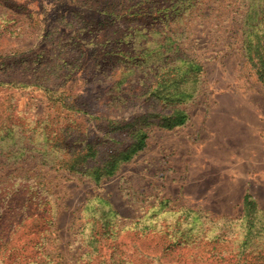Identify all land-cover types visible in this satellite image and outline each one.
I'll use <instances>...</instances> for the list:
<instances>
[{
	"label": "rangeland",
	"instance_id": "rangeland-1",
	"mask_svg": "<svg viewBox=\"0 0 264 264\" xmlns=\"http://www.w3.org/2000/svg\"><path fill=\"white\" fill-rule=\"evenodd\" d=\"M91 1L0 0V117L15 106L27 112L18 118L33 135L32 127L26 126L35 123L29 116L45 115L49 111L46 97L54 95L45 93V82L60 91L54 98L60 96L63 101H68L69 94L109 98L114 80L98 75L100 66L88 59L90 51L85 59H77L73 48L79 44L96 48L85 35L91 27L82 24L85 13H90L82 2ZM76 10L80 14L72 12ZM193 21L185 23L181 33L189 36L190 46L198 44L194 52L204 71L199 91L184 105L188 121L173 130L152 126L146 147L98 186L47 163L42 153L33 150V144L24 141L26 132L14 139L0 136L1 206L4 210L8 206L6 192H16L28 204L41 205L33 217L17 225L11 243L2 249L3 256L12 254L16 261L22 254L31 256L28 264H116L115 252L130 253L128 264H157L135 249L116 251L109 244L92 259L86 256L89 248L81 236L82 211L94 194L111 203L119 214L120 227L148 217L163 200H169V210L188 207L223 221L240 217L246 192L264 208V87L243 67L239 46L227 39L237 37L235 34L224 33L213 22L204 28L197 26L200 20ZM218 36L221 39L212 45L210 41ZM195 37H200L198 43L191 41ZM10 79L17 82H5ZM32 79L40 86L21 84ZM142 111L144 106L137 105L111 117L127 119ZM153 233L145 234L143 245L145 251L159 255V246L155 247L158 236ZM195 264L226 263L210 259Z\"/></svg>",
	"mask_w": 264,
	"mask_h": 264
},
{
	"label": "trees",
	"instance_id": "trees-1",
	"mask_svg": "<svg viewBox=\"0 0 264 264\" xmlns=\"http://www.w3.org/2000/svg\"><path fill=\"white\" fill-rule=\"evenodd\" d=\"M82 4L90 12L82 20L85 28L91 27L85 35L96 48L79 44L73 47L77 50L75 58L85 59L90 51L88 59L100 66L98 75L114 80L109 98L69 94L68 101H63L60 96L54 98L60 91L45 82V93L54 95L46 97L49 111L45 115L29 116L35 123L26 126L32 127L33 135L18 118L20 113L24 118L27 112L15 106L0 117V136L14 139L26 132L24 141L33 144L34 151L70 175L98 186L146 147L152 126L173 130L186 124L189 114L184 105L199 91L204 71L194 52L198 44L190 46L189 36L181 33L187 20L186 24L191 19L194 23L200 20L197 26L204 28L213 22V27L235 34L237 37L227 39L239 46L243 67L264 87V0H226V4L223 0H92ZM123 28L130 30L124 32ZM219 39L210 42L216 45ZM191 41L198 43L200 37ZM135 75L136 80L132 79ZM40 79L47 81L44 76ZM21 84L40 86L35 79ZM137 105L144 106V111L127 119L111 117ZM6 199L5 210L0 203V264L11 260L28 264L31 256L22 254L16 261L12 254L3 256L2 249L11 243L17 225L33 217L40 202L28 204L16 192H6ZM168 201L155 205L148 217L120 227L122 222L111 203L100 194L92 195L82 211L85 222L81 236L89 248L86 256L92 259L109 244L116 251L135 249L157 264L175 260L195 264L210 259L226 264H264V208L250 192L244 195L242 214L235 221L213 219L188 207L172 211ZM222 221L225 224H220ZM150 231L158 236L155 247L159 246V255L145 251L143 239ZM129 254L113 252L112 257L116 264H128L132 260Z\"/></svg>",
	"mask_w": 264,
	"mask_h": 264
}]
</instances>
